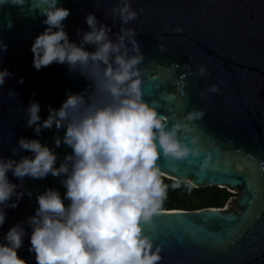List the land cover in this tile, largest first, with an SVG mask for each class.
<instances>
[{
    "label": "water",
    "instance_id": "water-1",
    "mask_svg": "<svg viewBox=\"0 0 264 264\" xmlns=\"http://www.w3.org/2000/svg\"><path fill=\"white\" fill-rule=\"evenodd\" d=\"M130 4L137 19L122 25L111 11L118 0H58V6L70 12L62 22L70 43L81 44L90 30L89 14L97 19V27L109 29L113 42L122 27L136 32L143 57L138 65L142 99L169 125L190 111L204 113L194 124L206 152L205 172H199L205 159L202 152L191 165L186 161L170 165L161 158L163 175L195 187L214 185L238 193L222 208L160 209L142 225L144 232L160 246L161 264H264V0H130ZM44 7L40 0L0 5V71L10 73L0 86V160L31 158L19 147L24 138L49 147L58 168L72 154L63 143L55 145L64 130L53 126L37 136L35 126H27V108L39 104L42 122L49 109H59L69 94L86 92L91 82L66 64L33 68L31 46L46 30ZM8 23L10 29L5 27ZM85 50L92 52L94 47L85 45ZM199 65L210 77L195 75ZM21 79L23 83L18 82ZM211 85L218 92L201 96ZM188 139L185 136V143ZM7 178L16 187L0 204L5 215L0 244L10 228L20 225L25 236L18 258L36 264L29 240L36 198L45 190L63 198L65 177L17 179L8 173Z\"/></svg>",
    "mask_w": 264,
    "mask_h": 264
},
{
    "label": "clouds",
    "instance_id": "clouds-1",
    "mask_svg": "<svg viewBox=\"0 0 264 264\" xmlns=\"http://www.w3.org/2000/svg\"><path fill=\"white\" fill-rule=\"evenodd\" d=\"M40 3L46 6L42 9L46 30L31 46L33 68L39 71L53 63L66 64L70 70H79L91 86L86 92L67 95L59 109L48 110L42 122L39 104L28 106L27 126H35L37 136L53 126L63 129V138H56L55 145L63 143L72 154L57 168V157L49 147L38 140L21 138L20 149L32 157L19 162L0 160V204L15 191L8 173L17 179L64 176L63 198L53 190H45L36 198L38 209L29 221L30 251L36 264H161L160 246L142 228L159 214L169 190L158 161L163 158L170 165L180 161L191 165L203 152L205 159L199 172H205L206 152L194 124L204 113L190 111L169 125L142 99L138 65L143 57L133 29L122 27L113 42L109 29L97 27V19L89 14L86 24L90 30L78 46L69 42L63 29L69 10L59 7L58 0ZM25 4L26 0H0V5ZM111 11L122 25L137 19L130 0H118ZM5 27L10 29L12 25ZM85 45L93 46L94 51H86ZM195 75L208 78L211 74L199 65ZM9 76L7 70L0 71V86ZM217 92L218 87L211 85L200 95ZM185 136L189 138L187 143ZM180 186L173 183L171 188ZM184 187L190 192L193 185L186 182ZM4 221L5 215L0 212V226ZM24 236L20 225L8 230L5 243L0 244V264H25L17 255Z\"/></svg>",
    "mask_w": 264,
    "mask_h": 264
},
{
    "label": "trees",
    "instance_id": "trees-1",
    "mask_svg": "<svg viewBox=\"0 0 264 264\" xmlns=\"http://www.w3.org/2000/svg\"><path fill=\"white\" fill-rule=\"evenodd\" d=\"M163 182L169 185L166 199L161 209L164 210H198L202 208H222L227 201L235 194L225 187L203 186L195 187L189 192L184 184L188 181H177L162 175ZM173 183H180L181 186L175 190L171 188Z\"/></svg>",
    "mask_w": 264,
    "mask_h": 264
},
{
    "label": "rangeland",
    "instance_id": "rangeland-1",
    "mask_svg": "<svg viewBox=\"0 0 264 264\" xmlns=\"http://www.w3.org/2000/svg\"><path fill=\"white\" fill-rule=\"evenodd\" d=\"M164 173H162V175H163ZM165 176V175H164ZM167 177V176H166ZM235 195L234 196H236V195H238V193H234ZM226 205H227V203L224 205V207H226Z\"/></svg>",
    "mask_w": 264,
    "mask_h": 264
},
{
    "label": "built area",
    "instance_id": "built-area-1",
    "mask_svg": "<svg viewBox=\"0 0 264 264\" xmlns=\"http://www.w3.org/2000/svg\"><path fill=\"white\" fill-rule=\"evenodd\" d=\"M65 179H66V177H65Z\"/></svg>",
    "mask_w": 264,
    "mask_h": 264
}]
</instances>
